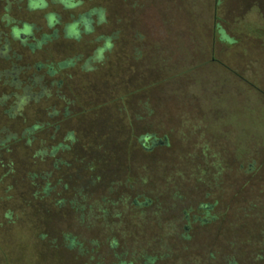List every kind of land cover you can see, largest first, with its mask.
Returning a JSON list of instances; mask_svg holds the SVG:
<instances>
[{"label":"rangeland","instance_id":"1","mask_svg":"<svg viewBox=\"0 0 264 264\" xmlns=\"http://www.w3.org/2000/svg\"><path fill=\"white\" fill-rule=\"evenodd\" d=\"M30 3L0 0V264H264V0Z\"/></svg>","mask_w":264,"mask_h":264},{"label":"flooded vegetation","instance_id":"2","mask_svg":"<svg viewBox=\"0 0 264 264\" xmlns=\"http://www.w3.org/2000/svg\"><path fill=\"white\" fill-rule=\"evenodd\" d=\"M11 36L12 37H15L17 39H20L22 41V43H26V40L29 39L30 35H31V30L29 32H24L22 31L23 27H12L11 28ZM17 30H19V34L17 35ZM7 39L2 38L0 36V58H5V57H8V52H9V47L7 44ZM30 47L33 48L34 45L33 43H30ZM5 72V70H4ZM8 73V72H7ZM2 74L0 73V78H1ZM2 100H5V95L3 94L2 95ZM3 130V129H2ZM143 143H142V146L148 148V149H151V148H154L156 145H157V141L156 139L153 138V135L152 134H145L143 135ZM148 143H150V146H148ZM200 175H201V178L199 179V181H204V176L206 174V171L205 169H201L200 171ZM210 174V173H209ZM203 175V176H202ZM215 175V174H214ZM218 175V173L216 172V175L215 177ZM217 180V178H216ZM202 187V186H201ZM217 202V201H216ZM150 203V200H145V201H142V202H138L137 199H134L133 201V207H136L139 208H145L147 207V205ZM216 203H210V202H199V204L196 206V213H193L192 215H190V213L188 211L185 212V215L184 217H182V219L186 220L187 222V225H190L191 223H199V225H207L209 223L212 222V220L214 219L213 218V214H212V210L213 208L215 207ZM143 208V209H144ZM204 215V216H203ZM185 225L184 229L187 230L188 226ZM260 229H261V234L263 236L264 232H263V229H264V221H262V224L260 225ZM259 235H260V231H259ZM114 245L116 246V242H114ZM125 254V252H121L119 254V256H123ZM211 255V254H210ZM143 258H146V261H145V264H149L150 262H153L154 259L151 258L150 256H145L143 255L142 256ZM127 264H131V262L127 263Z\"/></svg>","mask_w":264,"mask_h":264},{"label":"clouds","instance_id":"3","mask_svg":"<svg viewBox=\"0 0 264 264\" xmlns=\"http://www.w3.org/2000/svg\"><path fill=\"white\" fill-rule=\"evenodd\" d=\"M63 2L65 3V6L68 7V8H75L78 6L80 0H63ZM30 7L32 9H36V8H44L46 7V4L44 3V0H31V3H30ZM95 11V10H93ZM5 19H8L7 17V14H5ZM100 22H103L105 20V16L103 14V12H101V15H100V18H99ZM56 22V16L53 14V15H50L49 17V23H55ZM85 28L87 29L88 28V25H87V22H85ZM69 29H70V32L72 34H75L77 36H79V32L77 30V24H71L69 26ZM90 30V29H89ZM22 31L24 32H29L30 31V28L28 26H25ZM19 34V30H17V35ZM108 47L111 48V44H108ZM104 48H101L98 50V54H97V57L96 59H100V53H103L104 52Z\"/></svg>","mask_w":264,"mask_h":264},{"label":"trees","instance_id":"4","mask_svg":"<svg viewBox=\"0 0 264 264\" xmlns=\"http://www.w3.org/2000/svg\"><path fill=\"white\" fill-rule=\"evenodd\" d=\"M59 1H62L63 2V0H59ZM64 3V2H63ZM101 10H98L97 11V13H98V16L100 17V15H101ZM50 15H53V14H48L47 16H48V18L50 17ZM55 15V14H54ZM56 16V15H55ZM91 13H85V14H82V15H80L79 17H78V19L77 20H75V21H73L72 23H67L66 25H65V29H64V32H65V35L67 36V37H74V38H78L79 36H80V33H81V31L83 30H81V26H84V29H85V31H90L92 28H91V26H90V23H91ZM85 22H87V25H88V28L86 29L85 28ZM77 24V30H78V32H79V36H77V35H75V34H72L71 32H70V29H69V26L71 25V24ZM25 26H28L29 28L31 27V25H27V24H24V25H22V27L24 28ZM14 28H16L17 26H13ZM90 29V30H89ZM220 33H221V35H222V38L223 39H225V40H228V37H227V35L222 31V30H220ZM45 38H48L47 37V35H44V36H42V39L39 41L38 40V42H37V44H41V43H43V42H45ZM231 41V40H230ZM108 42H106V46H103L102 48H108ZM61 64H63V63H61ZM25 96H27V95H24L22 98L23 99H26V97ZM71 243H74V241L73 240H71ZM70 245H72V244H70Z\"/></svg>","mask_w":264,"mask_h":264}]
</instances>
